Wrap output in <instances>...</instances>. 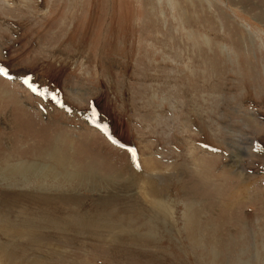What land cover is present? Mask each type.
<instances>
[{
    "label": "rangeland",
    "instance_id": "1",
    "mask_svg": "<svg viewBox=\"0 0 264 264\" xmlns=\"http://www.w3.org/2000/svg\"><path fill=\"white\" fill-rule=\"evenodd\" d=\"M0 69V264H264V0H0Z\"/></svg>",
    "mask_w": 264,
    "mask_h": 264
},
{
    "label": "bare ground",
    "instance_id": "2",
    "mask_svg": "<svg viewBox=\"0 0 264 264\" xmlns=\"http://www.w3.org/2000/svg\"><path fill=\"white\" fill-rule=\"evenodd\" d=\"M207 43V42H206ZM0 87H5L2 83H1V81H0ZM3 89V88H2ZM2 89H0V96H2V97H6L7 96V94L5 93V92H3L2 91ZM8 93V92H7ZM17 121V120H16ZM102 128V127H101ZM55 157V156H54ZM57 157V156H56ZM56 157H55V159H54V162H56V163H53V166L55 167V165H57L58 167H64V165H66L65 164V162H64V160L62 159V155L60 154L58 157V160L56 159ZM56 160V161H55ZM55 164V165H54ZM31 166H32V164H31ZM34 166H36L35 164H34ZM51 167V168H47V171H49V170H56V169H54V167ZM67 166V165H66ZM10 167L11 166H6L4 169H3V171L4 170H6V168L7 169H10ZM19 167V166H18ZM57 167V168H58ZM16 168H17V165H16ZM16 168H14L13 167V169H10L9 171L11 172V170H15L16 171ZM25 169H27V167L25 168ZM25 169H23V170H21V171H19V170H17V171H19L21 174L22 173H24L26 170ZM45 169H46V167H45ZM63 169V168H62ZM31 170H33V169H31ZM233 170H234V174H237L238 175V169L236 168V166L235 167H233ZM0 171H2L1 169H0ZM8 171V172H9ZM1 173V172H0ZM7 173V172H6ZM20 173H19V175H20ZM64 173L65 174H63V177H64V181L66 182V185L67 186H72V183H73V181L75 180V182H76V180H77V177H76V175H71L70 173H67V172H65V170H64ZM1 174H3V173H1ZM6 175V174H5ZM9 175H14V174H12V172H11V174H9ZM15 175H16V173H15ZM18 175V174H17ZM16 175V176H17ZM23 175V174H22ZM18 177V176H17ZM23 177V176H22ZM16 178V177H15ZM14 180V179H13ZM26 180V179H25ZM53 181H55V184H53L52 186L53 187H55V186H57V184L59 183V184H61L60 182H58V181H56L54 178L52 179ZM40 185V184H39ZM73 185H75V183L73 184ZM60 186V185H59ZM39 187H41V185L39 186Z\"/></svg>",
    "mask_w": 264,
    "mask_h": 264
},
{
    "label": "snow or ice",
    "instance_id": "3",
    "mask_svg": "<svg viewBox=\"0 0 264 264\" xmlns=\"http://www.w3.org/2000/svg\"><path fill=\"white\" fill-rule=\"evenodd\" d=\"M3 70L2 69H0V72H2ZM26 83V82H25ZM131 151V150H130ZM133 155H134V153H133Z\"/></svg>",
    "mask_w": 264,
    "mask_h": 264
},
{
    "label": "water",
    "instance_id": "4",
    "mask_svg": "<svg viewBox=\"0 0 264 264\" xmlns=\"http://www.w3.org/2000/svg\"><path fill=\"white\" fill-rule=\"evenodd\" d=\"M126 149H129V148H127V147H125Z\"/></svg>",
    "mask_w": 264,
    "mask_h": 264
}]
</instances>
